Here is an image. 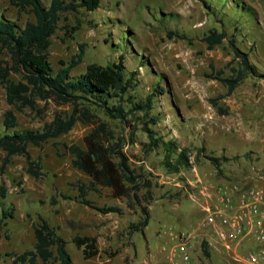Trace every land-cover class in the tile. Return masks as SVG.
Masks as SVG:
<instances>
[{
    "label": "rangeland",
    "instance_id": "374dc122",
    "mask_svg": "<svg viewBox=\"0 0 264 264\" xmlns=\"http://www.w3.org/2000/svg\"><path fill=\"white\" fill-rule=\"evenodd\" d=\"M43 2L49 5L50 0ZM3 15L20 27L34 20L29 9H20L13 0H0ZM213 30L225 32L226 37L211 48L205 36ZM232 44L248 54L257 72L247 74L229 92L217 77H231L241 67ZM82 46L85 54L72 69V76L83 74L90 63L105 65L123 56L127 76L133 75L135 87L130 93L134 100L145 102L151 97L150 116L158 119L156 124L143 113H135L129 116L135 126H126L124 131V124L97 112L115 131H124L123 150L132 168L152 184L138 192L139 200L117 197L102 184L89 191L88 198L94 203L119 205L122 213L101 214L80 202L79 186L91 185V177L75 167L69 146L86 148V137L97 123L78 121L69 132L41 146L30 144L32 157L42 163L40 178L28 173L24 156L13 155L4 165L6 152L0 150V216L3 207L14 211L0 237V264H16V255L34 248V224L41 217L68 241L74 264H130L137 251L140 258L159 255L164 245L175 242L173 235L179 231L198 236L201 232L196 233L194 225H201L208 237L212 232L203 224L204 214L175 185L186 178L193 180L194 172L183 165L179 171H171L167 161L177 153L167 143L178 151H188L203 181L212 186L231 182L264 186L260 178L264 176V0H102L95 10L81 8L62 14L49 51L54 71L70 63ZM14 77L21 78L19 74ZM9 108L13 107L7 102L6 89L0 86L1 134L7 132L4 115ZM71 110V104L55 95L48 100L38 98L36 109L15 111L17 128L41 130L56 114ZM145 122L162 139L158 147L149 146L150 138L142 129ZM144 206L150 214L149 224L144 231L136 230ZM70 219L96 225L100 254L84 257L73 242L83 228L74 227ZM205 240L195 243L192 264H233L212 247L207 257L202 247ZM126 249L129 256H125ZM58 263L54 258L50 261ZM36 264L44 263L38 257Z\"/></svg>",
    "mask_w": 264,
    "mask_h": 264
},
{
    "label": "trees",
    "instance_id": "16d2710c",
    "mask_svg": "<svg viewBox=\"0 0 264 264\" xmlns=\"http://www.w3.org/2000/svg\"><path fill=\"white\" fill-rule=\"evenodd\" d=\"M102 0H50L46 5L43 0H13L22 10L29 9L34 20H29L23 27L12 19L0 16V86L6 89V99L9 108L5 112L4 125L6 133H0V150L6 152L4 165L13 155L24 156L30 175L40 178L43 174L42 163L32 157L28 146H41L52 138L69 132L80 121L88 124L97 123V127L87 135V147L73 144L69 149L74 153L75 167L91 177L90 184L79 186L78 198L81 203L95 209L101 214L122 213L119 205L100 206L88 198L90 190H96L98 185L109 187L115 196H132L139 200L138 192L143 188L149 189L152 182L143 174L135 173L129 157L123 150L126 144L124 134L126 126L131 124L129 116L143 113L150 117L153 124L157 118L151 117L153 102L149 97L145 102L135 101L130 91L135 87L133 75L127 76L124 57L118 62L90 63L86 71L79 76H72V69L78 65L85 54L82 46L70 63L58 71H54L49 61L51 37L58 29V23L63 13L79 12L81 8L92 11L100 7ZM79 25L74 29H78ZM226 37L225 32L211 31L205 40L212 48L221 44ZM233 45L235 58L241 59V67L234 69L231 77H217L232 92L249 73L257 72L248 54ZM19 74L20 79L14 77ZM51 95L59 97L63 103L72 105V110L64 114L58 113L54 119L41 130L18 129L15 111H22L26 107L36 109L38 98L48 100ZM97 111L104 112L111 119L124 124V131H115L108 121L103 120ZM142 129L150 138L149 146L158 147L161 138L156 137V131L145 122ZM169 150L177 153V157L168 159L171 171H179L181 166L190 167V153L185 149L173 148V143H167ZM174 149V150H173ZM216 161V159H214ZM218 165V163H216ZM4 187L1 188L2 196ZM65 198H71L66 197ZM143 218L135 225L136 230L144 231L149 224L148 207L143 208ZM14 216L11 208L3 207L0 216V237L7 219ZM36 237L33 249L25 250L16 255V264H36L40 257L44 264H50L52 258L58 264H74L67 249V240L63 238L58 228L49 220L41 217L39 224H34ZM74 243L83 251L84 257L89 259L99 252L97 238L93 236L76 235ZM203 252L209 257L210 251L206 241L202 242Z\"/></svg>",
    "mask_w": 264,
    "mask_h": 264
},
{
    "label": "built area",
    "instance_id": "2783aa9c",
    "mask_svg": "<svg viewBox=\"0 0 264 264\" xmlns=\"http://www.w3.org/2000/svg\"><path fill=\"white\" fill-rule=\"evenodd\" d=\"M189 161L193 180L175 185L204 214L203 224L212 232L205 240L208 247L221 251L233 264H264V186L237 182L212 186L203 181L191 154ZM172 239V245L162 247L171 264H192L196 235L179 231Z\"/></svg>",
    "mask_w": 264,
    "mask_h": 264
},
{
    "label": "crops",
    "instance_id": "0c3cea01",
    "mask_svg": "<svg viewBox=\"0 0 264 264\" xmlns=\"http://www.w3.org/2000/svg\"><path fill=\"white\" fill-rule=\"evenodd\" d=\"M69 222L72 225H74V227H77V228L78 227H82L83 228V230H81L79 235L96 237L97 238V244L99 245V249H101V246H100V244H101V236H99L97 234L99 232L94 231L95 228H96L95 227L96 225L94 223H89V222L81 223L79 221H74V220H71V219H70ZM193 229H194V231L196 233L197 232H201V233L198 234L199 237L196 235L197 236V240H196L197 243L199 241H201V238H202V240L204 238H207V235L205 234V231H202L203 228L201 227V225H194ZM162 252L163 253L159 254V255H151V254H149V256L147 258H140V255L138 254V251H137V256H136L137 258L136 257L135 258L134 257H130V260H131L130 264H171V262L168 260V256H167L168 252H165L163 250H162ZM196 253L198 254V252H196ZM99 254H100V252H99ZM127 255L129 256V251L126 249L125 250V256H127Z\"/></svg>",
    "mask_w": 264,
    "mask_h": 264
}]
</instances>
